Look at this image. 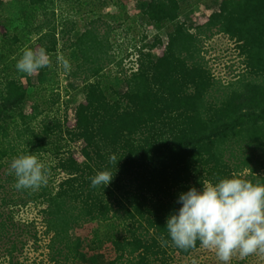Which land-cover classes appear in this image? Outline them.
Listing matches in <instances>:
<instances>
[{
    "label": "trees",
    "instance_id": "trees-1",
    "mask_svg": "<svg viewBox=\"0 0 264 264\" xmlns=\"http://www.w3.org/2000/svg\"><path fill=\"white\" fill-rule=\"evenodd\" d=\"M21 1L22 34L8 31L0 18V264H77L71 231L91 222L118 231L106 264H176L190 256L199 242L188 250L160 242L179 193L230 176L264 183V0L208 5L192 28L181 21L179 0H136L145 3L147 26L167 28V41L157 33L135 48L122 91L106 82L105 70L121 64L108 31L89 22L71 38L76 22L59 25L53 0ZM216 35L234 44L239 61L227 84L204 57L205 43ZM30 36L26 48H44L50 62L60 40L62 50L76 51L68 75L81 79L84 98L72 120L48 115L54 96L33 95L27 107L33 84L15 62ZM51 67L33 74L54 72ZM62 138L81 142L80 154L62 150ZM28 153L51 155L47 182L16 190L9 164ZM103 170L113 173L111 181L91 187L90 177ZM28 246L38 254L21 259Z\"/></svg>",
    "mask_w": 264,
    "mask_h": 264
},
{
    "label": "rangeland",
    "instance_id": "rangeland-1",
    "mask_svg": "<svg viewBox=\"0 0 264 264\" xmlns=\"http://www.w3.org/2000/svg\"><path fill=\"white\" fill-rule=\"evenodd\" d=\"M179 1L182 10L181 21L192 28L198 23L199 18L207 13L206 7L208 5L215 7L221 0ZM25 6L26 2L21 0H0L1 21L5 28L13 34H22L20 14ZM51 8L54 10L59 25L67 24L68 21L76 22L75 29L69 36L71 38L81 33L89 22L96 24L101 29V33L109 32L114 56L116 61H121V64L120 66L113 64L104 73L107 74L106 82L118 91L125 88L123 77L134 64L135 48L141 44L153 42L154 37L158 35L157 33L161 35L163 42L167 41L166 27L157 32L155 28L146 25L147 23L142 17V11L145 8L144 2L136 0H81L79 3H70L68 0H53ZM32 38L34 37L30 36L29 41L21 46L18 52L28 47ZM2 40L0 35V46ZM61 47H63L62 40H60L58 49L50 62L51 68L56 67L54 72L48 71L41 76L24 73L21 75L30 77L33 84L28 90L30 98L27 107L32 103L30 99L33 95L38 96L40 101H50L54 96L55 103L49 104L48 115H53L52 117L62 120L67 116L68 119L72 120V111L83 100L84 94L81 79L70 77L56 63L58 55H63L71 63H75L76 51L74 49L62 50ZM204 47L208 51L204 57L213 74L221 79L224 84L232 81L238 73L239 66L238 58L235 57L233 50L234 44L228 41L226 36L216 35L212 40L206 42ZM151 52L156 57L157 49H153ZM58 143L63 147L62 150L71 149L77 156L80 154L83 145L81 142L69 143L65 138L59 139ZM37 158L44 164L51 163L50 154H44ZM27 218L30 219L29 216ZM71 235L73 246L79 252L77 264H106L115 256L111 239L118 235V231L114 229V225L111 223H87L74 228ZM23 236H26L24 239L28 237L27 235ZM31 246H28L21 259L24 256L31 260L36 257L38 252L33 250ZM176 264H219V262L212 250L200 246L190 256L182 258ZM231 264H264V254L254 253L243 260L239 259L238 255H234Z\"/></svg>",
    "mask_w": 264,
    "mask_h": 264
},
{
    "label": "clouds",
    "instance_id": "clouds-1",
    "mask_svg": "<svg viewBox=\"0 0 264 264\" xmlns=\"http://www.w3.org/2000/svg\"><path fill=\"white\" fill-rule=\"evenodd\" d=\"M56 63L69 73L72 64L63 55ZM50 67V57L44 48H24L16 59L15 69L31 75L41 68ZM15 177L16 190H37L47 182L49 168L30 153L14 157L9 164ZM113 173L98 171L90 177V186L103 188L111 181ZM179 207L171 212L164 228L167 239L178 249L188 250L199 242L212 250L219 264H231L234 255L243 260L251 254H264V183H253L230 176L205 182L199 189L189 187L178 194Z\"/></svg>",
    "mask_w": 264,
    "mask_h": 264
}]
</instances>
